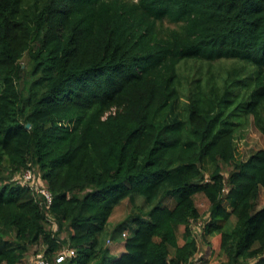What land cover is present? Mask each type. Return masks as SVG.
<instances>
[{
  "label": "trees",
  "instance_id": "trees-1",
  "mask_svg": "<svg viewBox=\"0 0 264 264\" xmlns=\"http://www.w3.org/2000/svg\"><path fill=\"white\" fill-rule=\"evenodd\" d=\"M250 117L264 136V0H0V264L66 246L61 264H193L200 220L221 264H264V148L237 159ZM27 170L51 205L13 181Z\"/></svg>",
  "mask_w": 264,
  "mask_h": 264
},
{
  "label": "rangeland",
  "instance_id": "rangeland-1",
  "mask_svg": "<svg viewBox=\"0 0 264 264\" xmlns=\"http://www.w3.org/2000/svg\"><path fill=\"white\" fill-rule=\"evenodd\" d=\"M168 26V25H166ZM241 65H246L244 62H240ZM200 63L194 64L189 63L187 65H182V72L185 78L190 79V77H193L195 73L197 72V68L199 67ZM219 63L213 64L214 67H217ZM224 67L230 68L233 65H235L234 62H226L221 63ZM207 65H202L201 72L203 75L206 74ZM252 71V69H251ZM264 148V136L259 131V129L256 127L253 121V117H250L247 120V123L245 126L241 129L240 133L238 134L237 139V159L238 160H247L250 155H252L254 152L263 149ZM229 170V167H225V171L227 172ZM22 173L17 174L14 176L13 181H20L21 180ZM38 182L35 185L36 188L43 189L45 187L44 183L39 180L37 177ZM138 202H141V199H138ZM196 205L200 212L203 215V218L208 217L209 209H210V202L205 197L204 194H198L195 198ZM259 205H264V193L261 192V196L259 199ZM132 205L129 201H125L120 207H118L114 213V215L110 219L109 228H111L112 225H116L118 222L125 219V217L131 212ZM202 218V219H203ZM113 226V227H114ZM52 229L57 230L56 225L50 226ZM183 228H181L178 232L179 235V243L182 245L184 243L182 234H183ZM203 231V230H202ZM202 231L198 232L196 235V239L199 244V252L194 258L193 264H221L226 261V258L224 254L220 250V243H221V236L215 235L213 237L208 238L207 240H203L202 237ZM107 236V235H106ZM105 236V238H106ZM67 237L66 233H63L61 236V239H65ZM110 237H107L105 245L110 248L112 254L115 257H120L124 252V244L123 239L120 237L116 238L112 243H109ZM69 248L68 246L65 247ZM36 250L39 252L36 254ZM41 252V249L39 247L34 248L26 257L25 261L22 264H35L36 263V255H38ZM253 263V261H252Z\"/></svg>",
  "mask_w": 264,
  "mask_h": 264
},
{
  "label": "built area",
  "instance_id": "built-area-1",
  "mask_svg": "<svg viewBox=\"0 0 264 264\" xmlns=\"http://www.w3.org/2000/svg\"><path fill=\"white\" fill-rule=\"evenodd\" d=\"M20 184L23 186H31L32 188H35V177H34V173L31 170H27L25 172L22 173L21 176V180H20ZM43 194L46 196L48 205L52 204L53 201V197L51 195V193H49L47 190H42ZM203 220L197 221L195 224H193V235L196 238L197 235V231L201 232L203 230ZM109 243H112L111 241H109ZM77 256V253L75 251V249L72 248H67L64 249L62 252H60L57 257H56V262L57 264H61L63 262H65L68 258H74ZM36 263L37 264H51L50 261L46 260L43 254H38L36 256Z\"/></svg>",
  "mask_w": 264,
  "mask_h": 264
},
{
  "label": "water",
  "instance_id": "water-1",
  "mask_svg": "<svg viewBox=\"0 0 264 264\" xmlns=\"http://www.w3.org/2000/svg\"><path fill=\"white\" fill-rule=\"evenodd\" d=\"M30 127V125H28V128Z\"/></svg>",
  "mask_w": 264,
  "mask_h": 264
}]
</instances>
